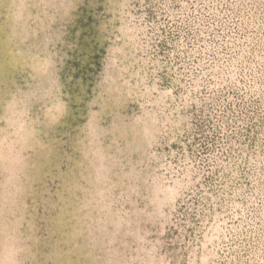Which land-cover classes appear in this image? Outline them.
<instances>
[{
	"label": "rangeland",
	"instance_id": "rangeland-1",
	"mask_svg": "<svg viewBox=\"0 0 264 264\" xmlns=\"http://www.w3.org/2000/svg\"><path fill=\"white\" fill-rule=\"evenodd\" d=\"M0 264H264V0H0Z\"/></svg>",
	"mask_w": 264,
	"mask_h": 264
},
{
	"label": "bare ground",
	"instance_id": "bare-ground-1",
	"mask_svg": "<svg viewBox=\"0 0 264 264\" xmlns=\"http://www.w3.org/2000/svg\"><path fill=\"white\" fill-rule=\"evenodd\" d=\"M173 195V194H172Z\"/></svg>",
	"mask_w": 264,
	"mask_h": 264
}]
</instances>
